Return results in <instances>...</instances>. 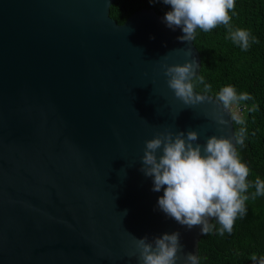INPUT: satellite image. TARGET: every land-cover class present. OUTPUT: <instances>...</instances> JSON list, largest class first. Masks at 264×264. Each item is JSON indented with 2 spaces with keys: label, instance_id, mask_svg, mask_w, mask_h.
Here are the masks:
<instances>
[{
  "label": "water",
  "instance_id": "water-1",
  "mask_svg": "<svg viewBox=\"0 0 264 264\" xmlns=\"http://www.w3.org/2000/svg\"><path fill=\"white\" fill-rule=\"evenodd\" d=\"M114 1L0 0V264H139L134 237L175 232L177 264L198 254L201 227L161 211L141 171L145 141L194 130L203 145L233 123L168 87L165 64L200 73L182 28L153 10L117 24Z\"/></svg>",
  "mask_w": 264,
  "mask_h": 264
},
{
  "label": "clouds",
  "instance_id": "clouds-1",
  "mask_svg": "<svg viewBox=\"0 0 264 264\" xmlns=\"http://www.w3.org/2000/svg\"><path fill=\"white\" fill-rule=\"evenodd\" d=\"M163 3L172 9L165 14L164 22L173 30L182 28L184 35L178 38L181 42L194 41L197 29L207 33L221 25L227 28L228 39L242 50L246 51L251 43L258 42L246 29L233 30L230 12L235 14L236 0H163ZM197 67L195 60L183 65L163 66L168 87L186 106L209 99L195 91L193 81L204 84L203 76L196 75ZM210 89L211 85L205 84V93ZM252 99L247 92L238 94L232 85L224 86L215 97L219 106L214 112L215 122L228 125L229 120L224 119L227 113L232 123L243 125L244 120L232 111V107ZM255 110L253 106L252 111ZM245 132L242 127L232 137L213 135L203 145L197 143L199 133L194 130L187 133L168 130L145 141L141 171L153 178L154 192L164 190L158 200L159 209L188 229L200 226L205 236L214 230L220 236L231 235L237 219L247 215V202L264 196V180L257 177L253 182L248 179L251 170L237 151L236 145L244 144ZM250 189L254 191L249 194ZM212 220L218 222V229L210 222ZM134 244L135 251L129 255L136 256L139 264H177L180 260L179 232L165 233L151 242L147 236L134 237ZM250 259L253 264H264V256L258 258L253 253ZM184 264H200L198 254L188 253Z\"/></svg>",
  "mask_w": 264,
  "mask_h": 264
},
{
  "label": "trees",
  "instance_id": "trees-1",
  "mask_svg": "<svg viewBox=\"0 0 264 264\" xmlns=\"http://www.w3.org/2000/svg\"><path fill=\"white\" fill-rule=\"evenodd\" d=\"M140 10H153L158 15L171 11V6L150 0H115L109 15L117 24H123L132 14ZM235 14L232 15L233 30L243 28L258 42L251 43L248 50H242L228 39V30L223 25L211 32L197 29L195 40L200 59L199 75L204 84H195V91L212 96L214 99L221 88L232 85L237 93L247 92L253 99L236 106L244 124L233 123L234 134L246 129L244 144L236 145L242 162L250 168V181L257 177L264 180V0H236ZM198 75V76H199ZM205 84L211 85L204 91ZM253 106L256 110L252 111ZM254 189H250L249 194ZM247 215L238 218L231 235L223 236L214 230L202 235L198 243L200 264H253L250 256H264V196L247 202ZM220 227L218 222L211 221ZM258 264V262H257Z\"/></svg>",
  "mask_w": 264,
  "mask_h": 264
},
{
  "label": "rangeland",
  "instance_id": "rangeland-1",
  "mask_svg": "<svg viewBox=\"0 0 264 264\" xmlns=\"http://www.w3.org/2000/svg\"><path fill=\"white\" fill-rule=\"evenodd\" d=\"M232 111L233 112H236V113H238L240 115L239 109L236 106L235 107L234 106L232 107Z\"/></svg>",
  "mask_w": 264,
  "mask_h": 264
}]
</instances>
